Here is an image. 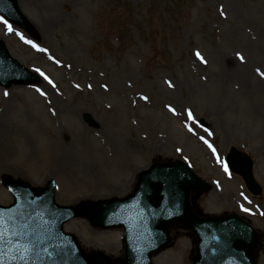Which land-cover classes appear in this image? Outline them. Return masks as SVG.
Wrapping results in <instances>:
<instances>
[{
    "label": "rangeland",
    "instance_id": "374dc122",
    "mask_svg": "<svg viewBox=\"0 0 264 264\" xmlns=\"http://www.w3.org/2000/svg\"><path fill=\"white\" fill-rule=\"evenodd\" d=\"M17 3L39 40L13 28L49 51H37L2 23L0 40L20 64L34 73L40 68L57 87L43 77L33 85L0 86V177L7 174L35 187L54 179L57 204L77 205L126 196L138 172L153 160L181 158L209 182L191 199L197 209L202 214L234 212L250 220L263 233L257 264H264V77L256 71L264 72V0ZM52 17L58 19L53 31L44 33ZM189 108L212 135L199 124L195 134L187 130ZM200 136L223 158L231 146L250 154L253 176L262 187L258 196L246 189L241 176L224 172ZM58 144L70 148L65 167L55 161ZM12 201L0 184V204ZM241 204L254 214L242 212ZM63 228L83 249L122 254L119 228L98 230L85 218H72ZM171 234L169 246L152 264H191L193 237L184 229Z\"/></svg>",
    "mask_w": 264,
    "mask_h": 264
},
{
    "label": "water",
    "instance_id": "95a60500",
    "mask_svg": "<svg viewBox=\"0 0 264 264\" xmlns=\"http://www.w3.org/2000/svg\"><path fill=\"white\" fill-rule=\"evenodd\" d=\"M0 11L9 19L26 29L35 38L37 32L18 9L16 0H0ZM38 76L30 73L23 65L13 59L0 42V84L33 83ZM90 123V115H84ZM241 159L237 162V158ZM231 169L244 176L246 186L258 194L260 186L251 174V160L235 149L229 153ZM241 163V164H239ZM3 184L14 194L16 203L8 207L0 206V214L7 222L20 216V224L29 214L26 222L31 227L51 231L50 244L63 248V254L55 257V264H114L100 252L87 254L77 244V239L63 231L62 223L72 216L90 212L93 226L115 228L123 226L125 250L119 264H151V256L164 248L170 241L168 229L172 226L184 227L195 236L193 264H255L258 233L251 225L238 216L198 217L189 206L188 196L199 179L181 161L172 163H153L147 170L139 173L132 193L126 198H113L104 201L84 202L78 206L64 207L54 204V184L42 190L12 180L4 175ZM204 185V184H203ZM171 213V214H169ZM12 227L13 225H8ZM17 230H19L17 228ZM14 254V245L7 255ZM117 260V261H118ZM5 264H20L10 258ZM47 264H53L48 261Z\"/></svg>",
    "mask_w": 264,
    "mask_h": 264
},
{
    "label": "snow or ice",
    "instance_id": "6c2138e0",
    "mask_svg": "<svg viewBox=\"0 0 264 264\" xmlns=\"http://www.w3.org/2000/svg\"><path fill=\"white\" fill-rule=\"evenodd\" d=\"M0 23L5 26L6 30L9 33H14L22 41H24V43L31 45L37 51L44 53H47L49 51L47 48L40 47V45L35 43L33 40L27 39L23 35V33L15 31L12 24L9 23V20L4 15H0ZM236 55L241 62L244 61L243 55H241L239 52L236 53ZM196 56L202 63H207L206 59L200 54L199 51L196 52ZM49 59L53 60L56 64L61 63V61L53 55H49ZM34 71L41 77H43L47 84L50 85L53 89L57 87L56 83L40 68H36ZM256 71L261 77H264V72H260V69H256ZM168 86L173 87L171 81L168 82ZM76 87L78 88L79 85L77 84ZM89 87H91V85H89ZM104 87L107 88V85H105ZM36 91L40 93L41 96L47 95V93L41 88H36ZM3 95L7 97L9 95V92L5 90ZM142 99L148 100V97L144 96L142 97ZM167 107L173 115H177V111L174 107H172L171 105H168ZM185 121H192L191 125L185 122V127L189 132L195 134V125L199 124V127L204 130L206 135H212V132L205 128L203 124L199 123L198 118L193 114L191 108L186 109ZM199 138L208 146L209 149H211L216 162L223 167L224 172L231 176L230 162L220 155L213 144L207 140L206 136H200ZM177 151L180 152L182 150L178 148ZM240 195L245 201H248L247 196H245L243 192H241ZM248 203L251 202L248 201ZM240 209L244 213L254 214L249 207H245L243 204L240 205ZM260 215L264 216V212H261ZM20 219L21 217L18 215L14 219L12 217H9L6 222L3 215L0 214V264H5V261L9 258L13 262L18 260L20 264H47L48 261H52L53 264H55V257L63 254V248L61 247L58 250V246L50 244V241L53 239V234L51 233V231H42L39 225L36 227H31L26 222L27 219H31V214L28 215L24 222L17 224L16 222ZM8 225L13 226L9 227ZM17 228L19 230H17ZM13 245L14 254L11 257H8L7 252Z\"/></svg>",
    "mask_w": 264,
    "mask_h": 264
},
{
    "label": "bare ground",
    "instance_id": "6f19581e",
    "mask_svg": "<svg viewBox=\"0 0 264 264\" xmlns=\"http://www.w3.org/2000/svg\"><path fill=\"white\" fill-rule=\"evenodd\" d=\"M57 20L58 19H56L55 17H52V19L50 18V20L46 22L45 25H43L42 27V30H44V33L47 31H53L54 25ZM55 149H56L55 151L57 155V158L55 161L58 162L59 167H65L69 165V163L71 162V158L69 155L70 154L69 146L66 144H58V146L55 147Z\"/></svg>",
    "mask_w": 264,
    "mask_h": 264
}]
</instances>
